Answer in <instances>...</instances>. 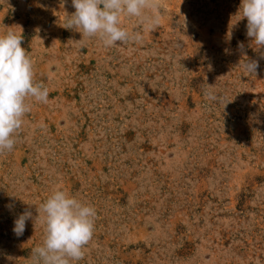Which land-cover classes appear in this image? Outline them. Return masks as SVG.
I'll return each instance as SVG.
<instances>
[{"label": "rangeland", "instance_id": "1", "mask_svg": "<svg viewBox=\"0 0 264 264\" xmlns=\"http://www.w3.org/2000/svg\"><path fill=\"white\" fill-rule=\"evenodd\" d=\"M240 4L160 0L155 30L122 17L141 42L105 47L64 28L71 0H0V35L23 28L49 89L0 154V264H32L44 227L13 221L55 189L97 212L74 264H264V60L241 66L238 42L258 54Z\"/></svg>", "mask_w": 264, "mask_h": 264}, {"label": "clouds", "instance_id": "2", "mask_svg": "<svg viewBox=\"0 0 264 264\" xmlns=\"http://www.w3.org/2000/svg\"><path fill=\"white\" fill-rule=\"evenodd\" d=\"M71 5L75 11L66 13L68 19L64 28L79 32L81 43L84 38L93 37L105 47L141 42L140 31L130 33L121 26L122 17L135 18L144 30H155L161 22L160 0H71ZM241 11V19L247 20L248 47L258 54V59L249 58L244 42H238L237 48L243 57L241 66L249 75L256 76L260 60H264V0H241L238 12ZM183 26L186 27V17ZM18 29L0 35V154L13 150L24 117L31 111L29 100L47 103L49 97V89L34 81V62L22 47L23 28L18 26ZM208 70H212L211 64ZM213 88L207 84L206 100L222 102ZM7 207L11 209L13 205ZM36 211L38 215L34 216L26 208L16 216L12 228L14 235L21 237L29 220L34 227L37 219L43 225V243L32 249V264H74L83 259L84 250L94 234L95 207L63 189H55Z\"/></svg>", "mask_w": 264, "mask_h": 264}]
</instances>
